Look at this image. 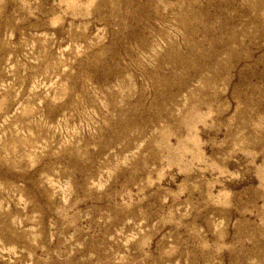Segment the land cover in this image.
Segmentation results:
<instances>
[{"label":"rangeland","instance_id":"rangeland-1","mask_svg":"<svg viewBox=\"0 0 264 264\" xmlns=\"http://www.w3.org/2000/svg\"><path fill=\"white\" fill-rule=\"evenodd\" d=\"M0 264H264V0H0Z\"/></svg>","mask_w":264,"mask_h":264}]
</instances>
